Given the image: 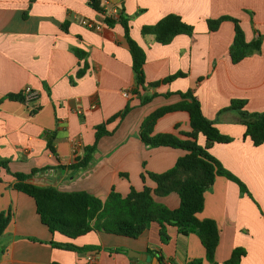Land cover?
Returning a JSON list of instances; mask_svg holds the SVG:
<instances>
[{
  "label": "crops",
  "instance_id": "obj_1",
  "mask_svg": "<svg viewBox=\"0 0 264 264\" xmlns=\"http://www.w3.org/2000/svg\"><path fill=\"white\" fill-rule=\"evenodd\" d=\"M101 7L104 14L89 0H0V213L12 216L0 237V264H133L117 250L161 258L163 264H211L196 234L184 236L168 227L170 240L163 243L157 223L137 239L101 232L76 239L53 234L41 222L35 200L14 188L13 174L20 173L32 185L87 192L103 201L113 190L123 197L132 188L154 190L156 184L149 177L144 182L142 175L169 171L187 152L146 147L139 138L141 125L159 108L179 103L177 93L188 90L204 116L232 138L229 144H214L210 153L256 201L223 176L205 193V207L197 217L218 225L215 263L225 264L235 249H243L240 264H264V143L256 147L245 137L246 127L235 112L221 113L235 99L246 100L249 112H264V0H101ZM113 7L129 18L131 37L145 51L147 83L185 76L134 95L132 57L122 25L95 31L81 24L83 19L103 23ZM172 14L194 28L192 35H178L163 45L154 35L143 34L144 27ZM225 16L239 21L247 43L261 41L260 51L238 64L231 58L234 23L223 22L215 32L208 28V20ZM27 87L37 93L31 105L10 99L23 96ZM155 92L158 96L142 105ZM168 93L172 95L165 97ZM127 105L131 111L107 126L113 134L99 141L92 162L72 168L95 144L96 127ZM190 130L189 114L180 111L161 117L154 133ZM52 134L54 153L47 140ZM198 143L205 146V137L200 135ZM155 200L171 210L180 206L177 193ZM50 242L99 250L76 253Z\"/></svg>",
  "mask_w": 264,
  "mask_h": 264
},
{
  "label": "trees",
  "instance_id": "obj_2",
  "mask_svg": "<svg viewBox=\"0 0 264 264\" xmlns=\"http://www.w3.org/2000/svg\"><path fill=\"white\" fill-rule=\"evenodd\" d=\"M89 5L100 13H105L101 7V0H89ZM104 23L113 27L120 23L124 29L125 38L128 42L132 57V69L135 75L134 95H141L147 89L158 88L161 84L171 83L185 74L179 73L166 78L163 81L147 83L144 73L146 54L143 48L132 39L129 18L119 12L118 18L106 16ZM231 21L235 25V39L231 48V58L234 64H238L247 56L259 52L261 41L247 43L239 21L225 16L217 20H208V28L211 32L217 31L221 24ZM194 28L182 21L177 15H168L154 26H146L142 32L144 35H154L156 41L163 45L169 44L178 35H192ZM86 67V65H85ZM84 67V68H85ZM84 74V69L79 76ZM181 101L177 104L159 108L150 114L142 123L139 138L148 148L169 147L181 149L187 154L181 157L175 166L162 174H143L145 182L149 177L156 188L152 190L145 186L141 192L131 189L128 196L123 197L114 190L106 200H101L87 192H64L52 187H39L27 182L28 175L13 174L17 179L14 188L32 197L37 206V212L41 222L48 227L51 233H60L68 238L76 239L90 232H101L110 235L123 236L137 239L143 235L153 223L160 226V238L163 243L170 240L168 227H176L179 234L188 236L196 234L206 250L207 260L215 263V253L219 246L220 232L216 221L212 219L200 220L197 214L205 207V193L209 191L217 176H223L237 183L241 194H250L247 186L224 168L210 150L214 144H229L232 138L223 135L216 127V121L207 119L202 111L201 103L192 90L177 93ZM168 93L165 97H170ZM158 94L155 92L151 97H145L142 105L150 103ZM25 101L23 96L12 97ZM246 100H232L231 104L222 112H235L241 123L246 127L245 137L250 138L258 147L264 143V112H249L245 109ZM131 111V106L108 119L103 125L96 127L95 144L86 148V154L78 159L72 168L89 165L93 160V154L97 149L99 141L103 137L111 136L113 132L107 126L117 120L122 121ZM187 112L190 117L191 130L175 134H155L154 129L157 121L173 112ZM34 113V112H33ZM206 139L205 146L198 143L199 136ZM48 147L54 153L53 134L47 135ZM7 165V162L2 163ZM177 193L180 197V206L171 210L164 204L158 203L155 197H166ZM11 212L0 213V237L4 234L11 222ZM37 241L36 239H31ZM55 248L84 253L95 246L78 247L69 243L50 242ZM123 250H117V253ZM128 252L126 251L125 254ZM246 253L243 249H235L232 256L225 264H240ZM162 262L163 260L159 258ZM190 264H203L201 260H194Z\"/></svg>",
  "mask_w": 264,
  "mask_h": 264
},
{
  "label": "built area",
  "instance_id": "obj_3",
  "mask_svg": "<svg viewBox=\"0 0 264 264\" xmlns=\"http://www.w3.org/2000/svg\"><path fill=\"white\" fill-rule=\"evenodd\" d=\"M119 12H120L119 8L113 7L110 9V12L107 15H105V17L110 16V17L118 18ZM81 24L84 27L95 31H101L106 26L104 22L96 23L86 19L81 20ZM125 95L127 96L128 93H125ZM23 97L25 100L24 102L27 103L28 105H31L32 101L37 98V93L31 87H27L23 91ZM90 261H92V259Z\"/></svg>",
  "mask_w": 264,
  "mask_h": 264
},
{
  "label": "water",
  "instance_id": "obj_4",
  "mask_svg": "<svg viewBox=\"0 0 264 264\" xmlns=\"http://www.w3.org/2000/svg\"><path fill=\"white\" fill-rule=\"evenodd\" d=\"M129 258L132 260V263L135 264L136 261H146L148 264H163L157 258H152L151 256L141 254L139 252L130 251L128 254Z\"/></svg>",
  "mask_w": 264,
  "mask_h": 264
},
{
  "label": "rangeland",
  "instance_id": "obj_5",
  "mask_svg": "<svg viewBox=\"0 0 264 264\" xmlns=\"http://www.w3.org/2000/svg\"><path fill=\"white\" fill-rule=\"evenodd\" d=\"M251 200H253L254 202H256L255 199H254V197L251 198ZM130 251H132V250H129L127 254H125V251H123V252H121V253H124L125 255H128Z\"/></svg>",
  "mask_w": 264,
  "mask_h": 264
}]
</instances>
